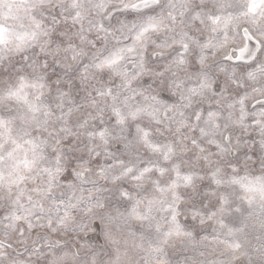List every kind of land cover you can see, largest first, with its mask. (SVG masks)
I'll use <instances>...</instances> for the list:
<instances>
[{
  "label": "clouds",
  "instance_id": "9594fccd",
  "mask_svg": "<svg viewBox=\"0 0 264 264\" xmlns=\"http://www.w3.org/2000/svg\"><path fill=\"white\" fill-rule=\"evenodd\" d=\"M0 28V264H264V0H0Z\"/></svg>",
  "mask_w": 264,
  "mask_h": 264
},
{
  "label": "snow or ice",
  "instance_id": "6c2138e0",
  "mask_svg": "<svg viewBox=\"0 0 264 264\" xmlns=\"http://www.w3.org/2000/svg\"><path fill=\"white\" fill-rule=\"evenodd\" d=\"M252 10L254 11L255 9L253 8ZM215 22H216V21H213V23H215ZM3 32H4V29L0 28V41L3 40ZM116 62H117V61H116L115 59H113V60H106V61H105V64H107V65H111V64L116 63ZM98 67H100V65H98ZM23 86H24V85H21V87H23ZM100 135H103V133H100ZM147 137H148V133L145 132V133H144V139L146 140V142H148V141H147ZM148 143H149V147H150V148H152V149H154V150H156V151H160V150H161V148H160L159 145L152 144L151 142H148ZM168 151L171 152V148H169ZM165 158H167V153H165ZM46 171H48V170H46ZM56 171H59V169L57 168ZM129 171H131V170H129ZM148 171H150V169H144V170L141 172L140 176H136V177H134V178H136V179H140L141 176H142L144 173L148 172ZM177 175H178L179 178L183 179L184 182H186V183H187V182H190V177H188V176H182V177H180V174H179V173H178ZM123 195L126 196L127 193H123ZM133 211L136 212L135 209H133ZM136 214H137V218H142V217L139 216L138 213H136ZM174 219H175V217H173V220H174ZM179 227H180V226L177 224V225L175 226L176 230H179Z\"/></svg>",
  "mask_w": 264,
  "mask_h": 264
}]
</instances>
